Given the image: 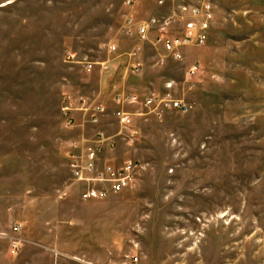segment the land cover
<instances>
[{
  "label": "rangeland",
  "instance_id": "rangeland-1",
  "mask_svg": "<svg viewBox=\"0 0 264 264\" xmlns=\"http://www.w3.org/2000/svg\"><path fill=\"white\" fill-rule=\"evenodd\" d=\"M195 2L0 0V264H264V0H211L209 38L181 60L155 28L135 53L139 24ZM119 95L182 107L158 115ZM93 104L108 115L95 136L116 145L103 156L143 170L84 201L69 162L74 142H92Z\"/></svg>",
  "mask_w": 264,
  "mask_h": 264
},
{
  "label": "built area",
  "instance_id": "built-area-1",
  "mask_svg": "<svg viewBox=\"0 0 264 264\" xmlns=\"http://www.w3.org/2000/svg\"><path fill=\"white\" fill-rule=\"evenodd\" d=\"M161 4L163 2L161 1ZM188 3L177 6L179 16L173 15L159 23L157 19L152 18L149 21H144L138 25V41L140 45L135 49V53L142 52V46L149 40L150 32L155 28L158 29L155 43L161 44L166 57H172L176 60L182 59V48L203 45L209 38L210 22L212 19L211 0H196L194 6L187 5ZM189 19L186 29L181 31V34L176 37L170 34L168 27L172 26L174 21L183 22ZM192 20L196 22H192ZM132 25V20L127 21V27ZM109 52H114L116 46L105 47ZM159 63L162 64L165 57L159 58ZM97 64H89L86 66L87 70H94ZM102 70H107L106 66L101 64ZM135 70L138 72L139 67ZM200 71L198 65H193L188 70V76L194 77ZM117 104L127 102L129 104H141L150 111L159 110L165 111L169 109H180L181 102L173 100L172 96H151L145 98L142 102L138 97L131 95H119L116 99ZM85 103V102H84ZM91 109L90 121L93 125H97L100 116L105 113V109L101 106L93 104ZM68 110V109H66ZM88 110V109H87ZM114 117L118 122L120 129L126 128L129 132L128 144L133 143L134 131L132 130V115L124 109H118L114 113ZM72 126V124H69ZM123 131V130H122ZM121 134V133H120ZM109 137L104 133L99 132L96 139L88 145H80L74 142L71 147L73 153L70 156L69 169L72 182L83 183L84 188L80 194L81 199L88 200H103L113 194H119L128 189L136 180L143 170V167L138 162L128 161L125 163H115L113 160H106L103 156L102 149L107 146L113 149L115 143H111ZM14 232L19 233V229L15 228ZM21 241L13 238L11 247L14 253L21 246ZM138 261L137 258L134 259Z\"/></svg>",
  "mask_w": 264,
  "mask_h": 264
},
{
  "label": "crops",
  "instance_id": "crops-1",
  "mask_svg": "<svg viewBox=\"0 0 264 264\" xmlns=\"http://www.w3.org/2000/svg\"><path fill=\"white\" fill-rule=\"evenodd\" d=\"M91 101V100H90ZM94 103H96V101H94ZM108 116V115H107ZM107 116H105V115H103L101 118H100V120H99V123H98V125H95L94 127L92 126V142L93 141H95V139H96V136H95V130H100L101 128H103L104 127V121L107 119ZM109 136V135H108ZM110 138H113L112 136H110ZM106 160H113V158H106V157H104ZM114 161V160H113ZM79 197H80V195H79ZM71 198L73 199H75L76 201L78 200L77 198H76V195H75V193H73L72 194V196H71ZM81 199V198H80ZM0 200H1V198H0ZM16 203V202H15ZM14 203V208L15 207H17V206H21V205H19V204H15Z\"/></svg>",
  "mask_w": 264,
  "mask_h": 264
}]
</instances>
